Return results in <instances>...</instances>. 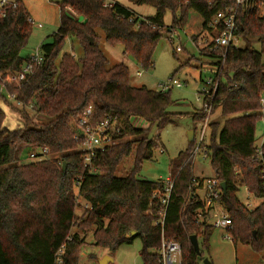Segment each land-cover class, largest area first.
<instances>
[{"label": "trees", "instance_id": "1", "mask_svg": "<svg viewBox=\"0 0 264 264\" xmlns=\"http://www.w3.org/2000/svg\"><path fill=\"white\" fill-rule=\"evenodd\" d=\"M130 1L150 5L155 12L142 17L116 0H62L60 25L52 34L53 41L40 46L43 62L28 81L20 85L6 81L7 95L0 93V264H80L85 242L72 231L74 227L84 231L94 228V245L110 252L139 237L143 264H161L157 253L162 233L160 210L166 212V237L182 244L181 264H197L203 257L202 249L209 248L215 227L198 220L205 203L192 187L195 139L171 160L174 184L166 207L161 203L165 180L138 178L142 163L153 158L159 145V140L147 136L150 127L164 129L172 117L168 111L174 103L171 89L132 85L125 63L109 66L99 46L98 31L104 32L107 43L122 45L125 55L149 69L154 66L163 31H170L165 24L168 11L173 13V30L184 26L190 9L200 14L202 31L194 36L198 44L211 18L218 11L234 8L236 0ZM262 3L253 0L248 7H238L237 34L244 46H231L223 61L213 59L215 53L210 56L211 64L223 68L214 100L215 108H221L223 123L210 124V133L198 150L208 156L214 176L226 185L218 199L232 219L229 234L233 242L250 245L256 251L264 248V200L250 208L238 193L245 186L255 198L264 197L263 168L255 159L259 139L256 123L264 119ZM30 19L22 0L0 17V72L5 80L29 58L22 50L31 35ZM69 37L78 42L81 54L60 55ZM197 46L204 55L205 47ZM11 95L21 106L14 101L10 104L25 120L24 127L14 130L4 126L3 103L9 102L7 96ZM88 107L94 110V123L108 116L118 122L112 134L115 142L97 151L93 159L97 169L93 172L82 158L83 139H75L78 119ZM37 114L51 120L36 122ZM194 116L204 119L205 113L201 110ZM133 117L146 120L149 128L136 127ZM46 147L56 157H43ZM30 148L39 154L27 162ZM132 154L131 170L116 176L118 167ZM79 207H86L83 219L77 214ZM194 234L201 255L192 245L190 237Z\"/></svg>", "mask_w": 264, "mask_h": 264}, {"label": "rangeland", "instance_id": "2", "mask_svg": "<svg viewBox=\"0 0 264 264\" xmlns=\"http://www.w3.org/2000/svg\"><path fill=\"white\" fill-rule=\"evenodd\" d=\"M25 1L34 20L28 43L22 50V54L28 56L38 50L42 43L53 41L52 34L56 32L60 25L59 3L62 0ZM121 1L130 4V0ZM137 9L146 15L154 12V8L150 5H142ZM262 11L261 14L264 15V10ZM78 18L80 19V17ZM172 21L173 13L168 11L165 16V24L170 31H163L155 49L154 66L149 69H143L132 56L125 55L122 45L113 46L107 43L104 32L98 31L101 36L99 46L107 57L109 66L125 63L131 71L132 85L137 87L145 85L154 90H162L160 85L173 77L183 84L182 87H173L170 90L174 103L168 109L172 115L169 123L161 130L156 126H152L147 133L150 139L159 140V145L154 149L153 158L142 163V168L138 173L140 179L167 180L171 178V160L177 157L179 152L190 147V131L195 132V140L198 141L202 122L204 121V119L194 116L195 113L201 114L202 102L198 101L197 97L203 96L206 81L213 75L214 65L211 64L212 59L202 55L199 48L194 44V36L202 31L203 19L198 12L190 9L183 27L173 30L170 26ZM39 24H42V27H38ZM178 46H181V51L176 50ZM243 46L244 42L240 40L239 47ZM256 48L260 49L258 43ZM63 52L81 54L82 49L74 38L69 37L66 39L60 55ZM139 72L141 73L139 74ZM0 93L7 95L1 80ZM7 97L10 100V97ZM12 101L3 103L5 111L4 126L14 130L24 127L25 120L19 111L10 104ZM49 120L51 118L41 114H37L35 117V121L39 123H46ZM132 122L138 128H149V123L142 118L133 117ZM214 122L223 123L220 107L215 108L210 116L209 127ZM210 129H207V133H210ZM263 132L264 119H259L256 123L257 139L260 138ZM48 157L56 156L51 154L49 150ZM133 158L134 155L132 154L121 163L116 171V176H125L131 170ZM29 161H31L30 158L27 159V162ZM193 172L201 177L214 176L210 159L202 151L196 152L193 156ZM199 194L203 196L204 192L201 190ZM238 195L243 203L249 204L250 208H254L262 202L261 199L255 198L251 193L249 194L245 186L240 187ZM85 209L86 207L77 209L80 219L84 218ZM225 215V209L217 204L205 219L209 223H213L217 219H223ZM93 230L94 228L84 231L78 227L72 229L73 232L77 231L85 242L81 252L80 264H99V260L108 255L112 258V261L108 264H143L140 255L143 247L141 238L137 237L133 243L123 244L116 251L110 252L105 248L94 245ZM202 250L203 257L197 264H205V258H209L213 264H264V248L261 251H256L250 245L235 244L229 231L224 227L214 229L209 248L204 247ZM60 261L62 260L60 259Z\"/></svg>", "mask_w": 264, "mask_h": 264}, {"label": "built area", "instance_id": "3", "mask_svg": "<svg viewBox=\"0 0 264 264\" xmlns=\"http://www.w3.org/2000/svg\"><path fill=\"white\" fill-rule=\"evenodd\" d=\"M19 0H0V17H4L7 15L8 10L10 8L14 9L17 6V2ZM109 2V0L107 1ZM253 0H236V6L234 8H228L226 10L218 11L209 22V29L206 35L200 39L198 44L194 41V44L202 45L205 47V56H212V53L217 54V57L213 59H219L223 61L225 59L228 49L232 47H239V42L241 38L237 34V10L239 6H250ZM264 10V0L261 7V13ZM31 22L34 23L33 19H30ZM38 27H42V24H39ZM200 50V47L197 46ZM177 51H181V46L176 48ZM201 51V50H200ZM44 54L41 51V48L36 50L34 53L29 55V58L23 63L19 70L11 72L7 79L2 76L0 72V80L3 84V89L6 81H10L14 84L20 85L25 81H28L35 73L38 65L43 62ZM212 61V60H211ZM223 68L220 65H214L213 75L206 81V88L203 91L202 97H197L198 101L202 102L201 110L205 113L204 121L202 122V126L199 133L198 141L196 140V147L194 150V154L198 152L200 146L206 139L209 130V120L210 116L213 114L215 110V95L217 89L220 85V75L223 73ZM141 72H139L140 74ZM161 88L163 91H167L172 89L173 87H182L183 84L174 77L169 79L167 82L162 83ZM234 86L229 87L231 89ZM10 99L15 102V105L20 107L21 103L16 101V96L11 95ZM261 102L264 103V96L261 98ZM93 108L88 107L85 111L80 115L78 119V128L79 133L75 134V139H83L82 150L83 155L82 158L84 160L85 166L87 167L89 172L95 171L97 168L93 165V159L96 157L97 151L100 149H104L108 145L113 144L115 141L113 139V132L118 129V122L116 119L112 117H105L98 123H94L92 120L93 116ZM264 132L260 136L256 144V155L255 159L259 161L263 168L264 175ZM30 159H35L39 152H37L34 148H30L29 150ZM42 156L47 157L49 154V148H44L42 151ZM166 182L165 195L161 198V203L168 205L172 191L174 180L169 179ZM221 182L215 177H197L195 176L192 179V187L195 188V193L199 194V191H203L204 195H200V197L204 200L205 206L204 209H201L198 212V220L200 222L207 221L205 218L208 216L209 212L215 207L217 204L221 206L219 202V196L222 193ZM248 191V190H247ZM249 192V191H248ZM250 194V192H249ZM262 201L263 198H260ZM249 206V204H247ZM222 207V206H221ZM223 208V207H222ZM226 211V210H225ZM161 218L159 223L162 225V233H161V241L160 246L157 250L158 255L160 256L159 261L161 264H181L182 261V244L181 242L169 239L166 237L164 232V220L166 216V212L164 210H160L159 212ZM208 222V221H207ZM209 223V222H208ZM212 224L215 228L224 227L228 231L233 227V222L228 212L226 211V215L223 219H217ZM63 248L59 251V256L62 254ZM58 256V257H59ZM60 261V257L58 258Z\"/></svg>", "mask_w": 264, "mask_h": 264}, {"label": "water", "instance_id": "4", "mask_svg": "<svg viewBox=\"0 0 264 264\" xmlns=\"http://www.w3.org/2000/svg\"><path fill=\"white\" fill-rule=\"evenodd\" d=\"M194 139H195V132L190 131L189 132V140L194 141ZM64 167H66V163H64ZM221 186L224 190L226 189V185L224 182L221 184ZM132 235H136V231H133ZM190 239H191L192 245L194 246L196 252L199 255H201L200 243H199L197 235H195V234L191 235ZM110 261H112V258L108 255V256H105L102 259H100L99 264H108ZM204 263L205 264H213L209 258H205Z\"/></svg>", "mask_w": 264, "mask_h": 264}, {"label": "crops", "instance_id": "5", "mask_svg": "<svg viewBox=\"0 0 264 264\" xmlns=\"http://www.w3.org/2000/svg\"><path fill=\"white\" fill-rule=\"evenodd\" d=\"M24 3H25V5H26V1L25 0H22ZM109 1H111V0H109ZM116 1H118V2H120L121 4H123V5H125V6H127V7H129V8H131V9H133L138 15H141L142 17H144V16H150V15H152V14H154V12H155V10H154V12H152L151 14H143L141 11H139L137 8H140L142 5H135V4H133V3H131V1H130V4H125L123 1H121V0H116ZM133 4V5H132ZM129 5H131V6H129ZM26 7H27V5H26ZM27 9H28V7H27ZM29 14H30V17L32 18V16H31V13L29 12ZM34 21V20H33ZM57 31V30H56ZM196 175V174H195ZM197 176V175H196ZM197 177H201V176H197ZM201 178H203V177H201ZM169 179H173V175H172V172H171V178H168L167 180H169ZM167 180H165V181H167ZM227 230V229H226Z\"/></svg>", "mask_w": 264, "mask_h": 264}]
</instances>
